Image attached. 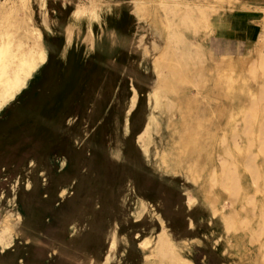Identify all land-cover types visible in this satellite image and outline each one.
Returning <instances> with one entry per match:
<instances>
[{
	"label": "rangeland",
	"instance_id": "obj_1",
	"mask_svg": "<svg viewBox=\"0 0 264 264\" xmlns=\"http://www.w3.org/2000/svg\"><path fill=\"white\" fill-rule=\"evenodd\" d=\"M62 1L66 5V0H61V3ZM99 1L97 0V3L90 4L91 13L108 11L107 8H104L105 5ZM151 1L153 7L154 1ZM166 1L170 4L171 1H176V5L178 4L177 6L180 7H182L181 4L185 1L197 3L201 6L204 5L203 7L208 12L207 15L210 14V20H213V26H216L217 29L216 33L210 36V31L208 28L206 30L201 21L194 29L191 27L181 28L183 37L186 36L184 39L188 37L185 41L191 40L198 45L200 51L203 50L201 51L205 65V69L203 70L204 72L207 71L203 72L204 75L200 73L201 75L197 76L192 73L191 69L192 72L190 71V73L193 76L190 73H186L189 72L190 68L188 69L187 66L182 68L183 78L181 77L179 81L180 94H177L178 97L182 98L171 108L173 118L177 119H175V124L172 126V131H167L162 125L160 133L154 134V144L151 147V151L153 153L156 150L155 146H157L158 150H161L167 147V145L172 144V137L177 138L176 126H181L178 121L180 118V113L178 114V112H183L185 122L189 125V131H193L192 133L198 135L195 138H191V143L200 152V159L199 157L197 159L200 162L199 166L205 168L200 173L203 176L207 172V169L211 167V163L216 159L217 142H219L221 135L224 134L226 136L228 143L231 142L230 137L232 136L230 134V125L232 123H227L229 122L227 107L229 101L225 98V84L217 83V78L214 77L215 72L223 65L220 62L221 55L225 56L226 59L230 57L236 59L240 53H246L251 48L253 36L258 32L260 22L264 20V0ZM59 5L58 0H49V7L54 8L58 13ZM118 9L119 5H112L109 10L117 13ZM194 10V14L198 15L197 10ZM81 11H83L81 8L77 10V12ZM160 14L162 15L164 12L162 11ZM153 17L152 14L149 15L147 20H142L135 30L136 37L125 38V44L129 47L137 44L142 48L144 43L148 45L149 51L146 56L140 57L143 53L140 50L129 56L127 50L122 48L119 50V53L123 56V67L117 66L112 62L110 67H102L98 74L99 80L94 87V93L98 94V97L101 96L100 100L106 102L104 108L107 109L106 111H110L106 122L90 131L92 116L88 113L90 111L86 109L87 105H83L85 103L83 100L85 97V83H87L88 79L94 78V74L97 73L94 71L96 68L95 64L93 67H89L85 76L81 75L79 77L83 73V70L76 73L77 85L75 90L78 89L80 95L74 99L75 107L73 114L63 115L64 126L62 125V132L58 133V135L53 136L51 131V128L54 126L53 122H49L50 124L46 125L47 121H43L45 115L44 107L42 111L36 112L35 115L19 111L17 114H13L14 116L2 118L3 120L0 122V193L4 190L5 195L10 196L12 181L16 177H20L18 194L15 198L16 208L20 211V219L15 224L16 235L12 246L5 252H0V264H8L10 262V264H19L21 255L22 257L26 256L23 264H47V262L48 264H104V254L106 251L110 259H107L105 264H143V252L139 249L137 242L139 237L144 234L149 235L152 233L153 236L155 235L159 226L157 213L162 216L167 226V231L174 242L180 245V251L186 254V256L191 257L194 264H221V262H225L224 264L248 263L247 259L254 252L253 248L255 247L254 243L248 241V232L246 230H239L240 232L237 231L235 234H231V232L221 234L220 221H217V216L211 217L209 208L201 199L200 192H198V183H195V186L182 175L163 174L160 171H156L153 166L146 164L142 154L134 144L133 135L138 125L144 121V118L151 109L147 103L145 93L151 83L150 80L154 77L151 61L153 60V55L159 50L152 49L150 46L151 40L155 38L158 39L159 44L163 42V33H160L161 36L159 35L156 25L153 23L152 26L148 25L150 21L152 22ZM34 18L39 23L38 16L34 15ZM57 23L56 29L60 26V19ZM124 24L128 25L129 21H125ZM39 26L42 27L43 32L47 31L44 28L45 26ZM143 32L145 33V37L141 43H138L137 36ZM216 35L234 37L235 42L231 44V50L214 43L211 39ZM106 40L102 46L113 45V32L112 36L106 38ZM99 44H95V49L99 46L102 47ZM192 48L195 49V46H192ZM95 54L97 56V51H95ZM210 54L212 56H209ZM237 59L236 61H240ZM212 67L213 69H211ZM143 70H145L146 74L142 72ZM212 73L214 74L211 75ZM133 75L135 76V78L132 77L133 80L135 79L134 83H137L138 87L141 88V96L137 105L129 114L130 127L133 128L134 132L130 136L128 148L132 151L133 163L135 164L133 167L131 166L129 172L124 173L125 168L119 162L123 160L122 150L124 149L125 141V135L121 131V123L131 83V80L127 79V77ZM205 76L206 78H204ZM181 93H184L185 96L181 95ZM63 94V88L59 89L55 104L52 103L51 99L46 100L47 116L60 105ZM244 95L245 93L242 94L243 99L248 100V96ZM186 97L190 99L188 104L185 102ZM179 102L183 103V105L179 106L180 108L184 107L181 110L178 107ZM82 106H85L83 110ZM163 108L160 110H164ZM156 112H160L159 109H156ZM162 117L163 120L166 118L164 114H162ZM262 119L264 120V117ZM89 132H93L94 134L92 139L93 149L90 153L82 149V140L89 135ZM114 144L121 150L118 156H111V147ZM75 145L78 150L80 149L78 156L74 155L77 165L73 170H69V165L64 169H59L55 155L62 153L70 154L71 149ZM30 158H32L33 163L31 166H28ZM26 179H29L32 184L30 190L25 189ZM200 180L201 177L198 182ZM35 185H37L36 188ZM68 187L71 189H68ZM62 188H65V190L60 194ZM136 195H140L146 200V207L140 216L141 219L138 221H135L130 215ZM193 195H195L197 202L195 201L191 207H188L185 200L192 198ZM0 203L1 216L5 211L6 198L0 199ZM254 220H256V216L253 217ZM114 222L117 224L119 235L116 252H113L112 249H107V233ZM122 233L125 234L127 239V244L125 245L121 238ZM237 233L238 235H236ZM239 236H243L242 238H244L245 242L242 238L240 240ZM234 247L237 248L235 249ZM123 248L126 251L121 252ZM238 248L239 250L241 249V252ZM54 253L56 254L54 255Z\"/></svg>",
	"mask_w": 264,
	"mask_h": 264
},
{
	"label": "bare ground",
	"instance_id": "obj_2",
	"mask_svg": "<svg viewBox=\"0 0 264 264\" xmlns=\"http://www.w3.org/2000/svg\"><path fill=\"white\" fill-rule=\"evenodd\" d=\"M153 1L154 6L152 7L151 0H131L133 12L137 19L147 20L149 15L153 14V20L152 22L148 21V25L152 26V23L155 24L159 35L161 36L160 33H163V42L161 44H159L158 39L154 38L151 40L152 49H159L153 55V60L151 61L153 65L154 77L152 80H150L151 83L145 93L147 97V103L150 105L151 109L144 118V121H142L138 130L133 135L134 144L142 154L146 164L153 166L156 171H160L163 174L172 173V175H182L186 180L195 186V183H198V192H200L202 197L201 199L209 208L211 217L217 216V221H220L222 231L221 234H228L230 232L231 234H235V232L239 230H246L248 232V241L255 244V247L253 246L254 252L248 257L247 264H264V120L262 119L264 117V20L260 22V28L258 32L253 36L251 48L246 47L249 48V50L246 53H240L239 57H237L240 61H236L237 58L234 59L233 57L226 59L225 56L221 55L220 62L223 64L221 65L222 69L218 68L214 77L217 78V83L220 82L225 84V98H227L229 101L227 106L229 122L227 123H232L230 125V134L232 136L230 137L231 142L228 143L226 136L224 134L221 135L219 142H217L218 148H216V159L213 161V163H211V167L207 169V172L202 176L200 173L205 168L199 166L200 162L198 161L197 157L200 159V152L197 151L191 143V138H195L198 135L192 133L193 131H189V125L185 122L183 112H178V114L180 113V118L178 121L181 126H176V133H178V136L177 138L172 137V144L167 145V147H164L161 150H158L157 146H155L156 150L154 149L155 151L153 153L151 151V147L154 144V134L160 133L162 130V125L165 127V129H167V131H172V126L175 124V119H177L173 118L171 114V108H173L177 104V101L182 98L178 97L180 94L179 81L182 77V68L187 66V68L190 69L188 70L189 72L186 73H190L192 69L193 72H191L197 76L203 74V69H205L204 61L201 55V51L203 50L200 51L198 45L193 43L191 40H188V42L185 41L188 37L184 39L186 36L183 37L181 28L191 27L194 29L201 21L204 24L206 30L208 28L210 31L211 36L212 34L216 33L217 27L213 26L214 22L213 20H210V14L207 15L208 12L206 11L205 7H203L204 5L201 6L197 3L185 1L181 4L182 7H180L177 6L178 4L176 5L175 0V2L171 1V4L166 0ZM64 6L66 5L64 1H62L61 7ZM194 9L197 10L198 15L194 14ZM162 11L164 14L161 15L160 12ZM34 15L38 16L39 23L36 22V17L34 18ZM59 15L58 11L49 7V0H0V115L12 116L14 112L17 111H23L35 115L36 112L40 110L45 100L44 97H46L54 89H60L66 85L65 80L68 78V76L66 77L65 74L61 75L58 69L54 70L52 68L51 63L53 60L56 61L57 57L55 53L50 51V46L48 41L45 40L42 27L39 26L42 25L44 27L47 25L52 35H54V29L56 24H58L57 21ZM108 31L111 32V29H108ZM144 37V32L138 34L137 42L141 43ZM216 44L231 50L232 42L227 39H216ZM57 45L58 44L56 41L53 48H56ZM192 46H195V49H193ZM142 51L143 57H145L149 51L148 45L145 43L142 46ZM204 52L206 51L204 50ZM209 56L212 55L210 54ZM104 57V55L102 57V48H100L99 56L94 58V64L96 66L94 71L97 73L94 74V78L92 77L91 79H88L87 83H85V103L83 105H87L86 109L90 111L88 113L90 116H92L90 131L96 128L95 120H101L103 123L106 122V118L110 115V111H106L107 109L104 108L106 102H103L104 100H100L101 96L98 97L99 95L94 93V87L98 83V74L102 68V60ZM237 62L239 63L236 64ZM147 68L148 67L146 66V69ZM211 69H213V67ZM211 71L213 72V70ZM142 72L146 74L145 70ZM69 73L71 74V72ZM192 73H190V75H193ZM213 74L214 73L211 75ZM53 75L57 76V82L55 84L53 82ZM81 75L82 74H80L79 77ZM188 77L190 76L188 75ZM204 78H206V76ZM127 79H130L131 83L129 87L127 104L123 111L124 116L122 115L123 119L121 123V131L125 135V141L124 149L122 150L123 160L119 161L125 168L124 173L129 172V164L131 163L128 158V154H130L128 143L130 136L133 133L130 127L129 114L137 105L139 98V92L134 80L132 79V76H128ZM76 85L77 80L75 79V83H72L71 85L74 91H78V89L75 90ZM244 93L246 96H248V100L243 99L242 94ZM181 95H184V93H181ZM185 99L186 104H188L190 99L187 97ZM181 104L183 105V103L179 102L178 107L181 106ZM162 107H164V110L161 111L160 109ZM81 108L83 110L85 106H82ZM183 108H180V110ZM156 109H159L160 112H156ZM162 114L166 116L164 120ZM64 115H70V110L65 111ZM54 118H56L54 112L51 115H48L46 119V125L50 121L54 122ZM63 120L64 116L57 118L56 124H58V126L64 124ZM72 151L73 148L71 149V152ZM120 151V148L114 144L111 147V156H118ZM71 152L70 154L62 153L55 155L59 169H64L70 164ZM32 163V158H30L28 166H31ZM200 177L201 180L198 182ZM19 180L20 177H16L12 181L10 186V196L7 194L6 196L4 190L0 193V199L6 198L5 211L0 216V252H5L12 246L16 235L15 224H17L20 219V211L16 208L15 200L18 194ZM44 180L45 179L43 178V181ZM120 184L122 183L120 182ZM36 186L37 185H35V188ZM31 188L32 184L30 180L26 179L25 189L30 190ZM69 188L70 187H68V189ZM64 190L65 188H62L60 194H62ZM185 201L187 206L191 207L195 203L196 197L193 195L192 198H187ZM145 207L146 200L140 195H136L135 203L130 214L131 217H133L135 221L140 220V216L144 212ZM254 216H256V220H254L255 222L253 221ZM211 217L209 218L211 219ZM157 221L159 226L155 232V235L153 236L152 233L149 235L144 234L143 236L139 237L137 242L139 249L143 252V264H194V261L191 257L186 256V254H183L180 251V245L175 243L170 236V233L167 231V226L165 225L164 220L159 213H157ZM124 233H122L121 238L125 245L127 244V239ZM137 233L139 232L137 231ZM107 235V249H112L113 252H116L118 248L119 235L117 224L115 222L110 226ZM236 235H238V233ZM242 237H240V240ZM243 239L244 238H242V240ZM249 242L248 244H250ZM243 248L245 249V247ZM124 250L125 248H123L121 252H124ZM55 254L56 253H54V255ZM25 257H22V255L20 256L19 264H23ZM107 259H110V256L106 251L104 254V264L107 262ZM222 263L223 262H221V264Z\"/></svg>",
	"mask_w": 264,
	"mask_h": 264
},
{
	"label": "crops",
	"instance_id": "obj_3",
	"mask_svg": "<svg viewBox=\"0 0 264 264\" xmlns=\"http://www.w3.org/2000/svg\"><path fill=\"white\" fill-rule=\"evenodd\" d=\"M58 1L60 4L59 5L60 6L59 13H58V15L60 14L59 15V17H60L59 19L61 22L60 26L58 29H56L57 27H55L54 35H52V33L50 32L47 25H45V29L47 31L44 32L45 40L48 41L49 46H50V51L52 53H55V55L57 57V60L56 61L53 60V63H51L52 68L54 70L58 69V71L61 75L65 74L66 77L68 76V78H66V80H65L66 85L64 87L60 88V89L63 88V90H64L63 97L60 100L61 101V103H60L61 107L59 105V107H57L56 110L52 111L49 114V115H51L54 112L55 116H56V118H54L55 121L52 123L54 126H53V128H51L53 136H56V135H58V133H61L62 129H63V126H62L63 124L60 126H58V124H56L57 118H61L64 115L65 111H68V110H70V115H72L73 109L75 107L74 99L79 97V95H80L79 91H74L71 87L72 83H75V79H76L75 75H77L76 73L81 72L83 70L82 76H85L89 67L90 66L93 67V65H94L93 57L97 58L99 56L100 48H102V57H103V55L105 56L102 60V64H103L102 67H110V64L114 61H115L114 63L117 66L123 67V64H122L123 63V56H121L119 53V50L122 48L127 50L129 56H130V54L131 55L134 54L137 50L142 51V48H140L137 44L132 45L130 47L126 46V44H125V38L126 37H129V38L131 36H133V38L136 37L135 35H137V34H135V30L138 28V26L142 22V20L137 19L136 15L134 14L133 5H132L131 0H100L99 2H101V4H104L105 5L104 8H107L108 11L107 12H95V13H91L90 4L97 3V0H66V6H64V7H61V0H58ZM112 5H119V9H118L117 13L111 12L109 10ZM79 8H81V10L83 9V11L77 12V10ZM127 20L129 21V24L125 25L124 23ZM108 26H109V28H108ZM108 29H111V32H109L110 30L108 31ZM64 30H66V31H64ZM112 32H113V37H114V42H113L114 46L113 45L102 46L103 43L105 42L106 38H110V36H112V34H111ZM81 37H82V39H81ZM233 38L234 37H228V36H224V35H216L214 38H212V41L214 43H216V39H218V40L227 39L233 43V42H235V39H233ZM99 40H101V41H99ZM56 41H57L58 45L56 48H53L54 43ZM99 42H100L102 47L99 46L97 49H95L97 43L99 44ZM95 51H97V56H95L96 55ZM72 52H74V53H72ZM70 54H71V57H70ZM140 54H141V52H140ZM142 56H143V53H142V55H140V57H142ZM65 66H67L68 69ZM67 72H68V75H67ZM69 72H71V74ZM132 77L135 78L134 75ZM56 79H57V76L53 75L54 84L57 82ZM135 85L138 89L139 98H140L141 88L138 87L137 83H135ZM58 90L59 89H54L45 97V100H44L39 111H42V109L44 107V109H45L44 112H46V109H47L46 108V106H47L46 100L47 99L48 100L51 99L53 101L52 103L56 102L57 96H58L57 95ZM50 94H51V96H50ZM84 95H85V93H84ZM139 98H138V100H139ZM72 99H73V101H72ZM64 100H67V101H64ZM83 100H85V97ZM63 103H64V105H63ZM17 112H19V111H17ZM17 112H14V115L17 114ZM14 115H12V116H14ZM3 117L9 118L10 116H7V115L1 116L0 115V122H2L1 120L4 119ZM45 120H46V115H44L43 121H45ZM50 122H52V121H50ZM101 123H102L101 120H98V121L95 120L96 127L100 126ZM140 125H141V123L138 125V128L140 127ZM138 128H137V130H138ZM131 129H132V132H134L133 128H131ZM90 134L88 135V137H86V138H84V140H82V149L88 153H90L93 149L92 139H93L94 134L93 133H90ZM79 150L76 147V145L73 147V151L71 152V155H70V164L68 166L69 170H73L75 168V166L77 165V160H76L75 156L76 155L78 156ZM130 154H128L129 155L128 158L131 161V163L129 164V169H131V166L133 167L135 164V163H133V155H132L131 150H130Z\"/></svg>",
	"mask_w": 264,
	"mask_h": 264
},
{
	"label": "trees",
	"instance_id": "obj_4",
	"mask_svg": "<svg viewBox=\"0 0 264 264\" xmlns=\"http://www.w3.org/2000/svg\"><path fill=\"white\" fill-rule=\"evenodd\" d=\"M58 103V102H57ZM59 106V105H58ZM57 107V106H56ZM47 113H48V109H46V112H45V115H46V118L48 117L47 116Z\"/></svg>",
	"mask_w": 264,
	"mask_h": 264
}]
</instances>
